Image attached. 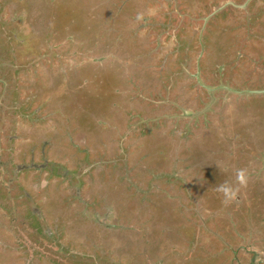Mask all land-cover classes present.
Instances as JSON below:
<instances>
[{"label": "rangeland", "instance_id": "obj_1", "mask_svg": "<svg viewBox=\"0 0 264 264\" xmlns=\"http://www.w3.org/2000/svg\"><path fill=\"white\" fill-rule=\"evenodd\" d=\"M198 64L264 89V0H0V264H264V93Z\"/></svg>", "mask_w": 264, "mask_h": 264}, {"label": "clouds", "instance_id": "obj_2", "mask_svg": "<svg viewBox=\"0 0 264 264\" xmlns=\"http://www.w3.org/2000/svg\"><path fill=\"white\" fill-rule=\"evenodd\" d=\"M222 171L226 170L222 169ZM246 184V170L240 169L235 173V181L225 180L217 186L216 191L223 196L224 203L227 204L238 199L241 188L246 186Z\"/></svg>", "mask_w": 264, "mask_h": 264}, {"label": "water", "instance_id": "obj_3", "mask_svg": "<svg viewBox=\"0 0 264 264\" xmlns=\"http://www.w3.org/2000/svg\"><path fill=\"white\" fill-rule=\"evenodd\" d=\"M235 5L237 7H246L247 4H248V1L246 3H244L243 5H238L237 3H234V2H227L225 3L223 6L219 7L218 9H216L213 13H211L210 15H208L206 18H205V25H204V29L208 23V21L216 14L218 13L220 10H222L223 8H225L226 6L228 5ZM203 29V30H204ZM204 52V48H203V51H202V54ZM202 56V55H201ZM200 61V59H199ZM197 80L199 81V83L205 87L211 94L218 90V89H227V90H230V91H233L235 93H238V94H243V93H264V89L262 90H252V89H244V90H241V89H237V88H234L232 86H229V85H226V84H220V85H209L207 83H205L203 81V78H202V73L200 71V64H198V71H197V74L195 75Z\"/></svg>", "mask_w": 264, "mask_h": 264}, {"label": "trees", "instance_id": "obj_4", "mask_svg": "<svg viewBox=\"0 0 264 264\" xmlns=\"http://www.w3.org/2000/svg\"><path fill=\"white\" fill-rule=\"evenodd\" d=\"M28 50H31V49H30V48H28ZM32 51H34V49H33V50H31V52H32ZM94 78H96V80L98 79V77H97V76H93V79H94ZM98 80H99V79H98ZM66 81H67V80H63V82H64V83H66ZM197 84H198V85H201V84L198 82V80H197ZM208 92H209V91H208Z\"/></svg>", "mask_w": 264, "mask_h": 264}]
</instances>
